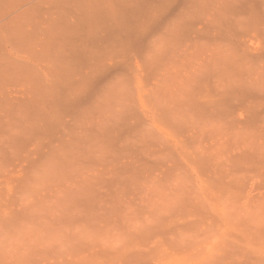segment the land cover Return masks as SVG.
<instances>
[{
  "label": "rangeland",
  "instance_id": "1",
  "mask_svg": "<svg viewBox=\"0 0 264 264\" xmlns=\"http://www.w3.org/2000/svg\"><path fill=\"white\" fill-rule=\"evenodd\" d=\"M262 1L0 0V264H264Z\"/></svg>",
  "mask_w": 264,
  "mask_h": 264
},
{
  "label": "bare ground",
  "instance_id": "2",
  "mask_svg": "<svg viewBox=\"0 0 264 264\" xmlns=\"http://www.w3.org/2000/svg\"><path fill=\"white\" fill-rule=\"evenodd\" d=\"M95 1H97V0H95ZM262 2H264V1H262ZM90 3H91V2H90ZM93 3H94V2H93ZM93 3H92V6H93ZM94 4H95V3H94ZM89 5H90V4H89ZM90 6H91V5H90ZM262 6H263V5H262ZM263 7H264V6H263ZM107 9H108V8H107ZM138 19H139V18H138ZM134 20H135V19H134ZM137 21H138V20H137ZM236 21H237V20H235V23H236ZM255 22H257V21H255ZM235 23H234V24H235ZM129 25H130V24H129ZM239 25L242 26L240 23H238V26H239ZM111 26H112V25H111ZM236 26H237V24H236ZM230 29H231V27H230ZM232 30H233V27H232V29L230 30V32H232ZM234 30H236V29H234ZM72 38H73V37H72ZM72 38H71V39H72ZM75 38H76V37H75ZM75 38H74V39H75ZM71 39H70V40H71ZM79 39H80V38H79ZM70 43H71V42H70ZM71 44H72V43H71ZM231 58H233V57H231ZM10 69H11V68H10ZM4 70H5V69H4ZM4 70L2 71V73L4 72ZM7 70L9 71L8 68H7ZM11 70H12V69H11ZM11 70H10V71H11ZM24 70H25V69H24ZM26 70H27V69H26ZM2 73H1V74H2ZM5 73L7 74L8 72L6 71ZM25 73H27V71L23 72L22 75L25 74ZM29 73H31V70L29 71ZM29 73H27V74H29ZM31 74H32V73H31ZM3 75H4V74H3ZM12 77H13V76H12ZM3 79H4V78H3ZM5 79H6V77H5ZM34 96H35V95H34Z\"/></svg>",
  "mask_w": 264,
  "mask_h": 264
}]
</instances>
